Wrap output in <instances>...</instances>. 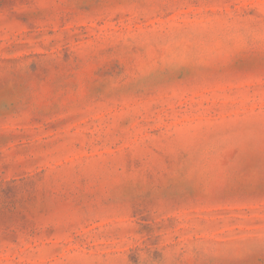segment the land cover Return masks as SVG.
<instances>
[{
  "label": "rangeland",
  "instance_id": "obj_1",
  "mask_svg": "<svg viewBox=\"0 0 264 264\" xmlns=\"http://www.w3.org/2000/svg\"><path fill=\"white\" fill-rule=\"evenodd\" d=\"M0 264H264V0H0Z\"/></svg>",
  "mask_w": 264,
  "mask_h": 264
}]
</instances>
